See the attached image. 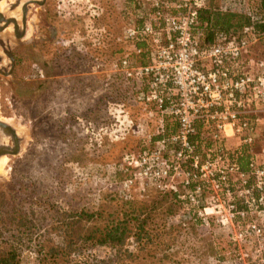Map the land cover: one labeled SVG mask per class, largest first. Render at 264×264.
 Here are the masks:
<instances>
[{
	"label": "rangeland",
	"instance_id": "1",
	"mask_svg": "<svg viewBox=\"0 0 264 264\" xmlns=\"http://www.w3.org/2000/svg\"><path fill=\"white\" fill-rule=\"evenodd\" d=\"M214 1L221 9L226 6L237 13L248 5L247 0ZM172 2H0L3 17L16 19L20 26L23 6L30 3L25 40L17 37L14 24H0L10 29L0 32V121L13 128L20 141L19 153L4 156L7 161L0 172V249L20 242L19 264L38 263L39 242L47 247L59 244L58 234L52 232V216L57 213L103 204L111 212L119 201L144 200L163 193L144 169L126 158L137 159L165 147L167 160V138L178 130L171 126V134L164 140H154L162 127L166 130L167 115L147 100L153 79L140 74L142 67L153 63L152 53L167 41L166 25L159 17L183 13ZM251 3L257 9L255 0ZM210 4L205 0L202 9ZM131 30L137 35L132 36ZM20 31L18 35H22ZM140 35L144 41L138 42ZM242 38L248 47L238 63L253 58V63L244 65V73L257 75L264 63V37L247 32ZM141 90L144 99L139 100ZM257 114L261 118L259 138L250 147V159L264 167V108ZM225 144L228 159L235 160L234 151L242 147L241 142L230 138ZM5 145L13 147V139L0 130V146ZM219 166L223 165L214 169ZM182 181V175L175 177L177 196H188L190 190ZM250 183L254 184L253 178ZM229 184L204 185L198 205L178 197L183 204L169 217L162 239L167 252L166 246H161L155 260H144L141 254L136 263L264 264V231L251 229L254 224L264 227V204L252 203V211L248 210L235 171ZM232 204L240 210L247 207L248 213L236 214L230 222ZM201 206L208 214H197ZM22 215L32 217L36 229L23 237L24 241L17 225ZM96 253L103 259L108 251Z\"/></svg>",
	"mask_w": 264,
	"mask_h": 264
},
{
	"label": "built area",
	"instance_id": "2",
	"mask_svg": "<svg viewBox=\"0 0 264 264\" xmlns=\"http://www.w3.org/2000/svg\"><path fill=\"white\" fill-rule=\"evenodd\" d=\"M172 4L183 13L166 16L158 13L166 25L167 41L152 53L153 63L142 67L140 74L152 77L149 100L177 123L178 130L167 138V160L165 147L137 159L129 156L126 160L144 169V174L161 191L166 188L176 191L175 177L182 175V184L190 192L188 196L178 197L187 198L191 205L201 202L204 185L229 184L235 171L243 185L241 197L252 211L256 202L264 204V167L252 158L249 171H243L236 160L228 159L225 142L237 138L242 146L251 147L259 138L261 118L257 111L264 108V63L257 75L236 74L235 63L237 66L247 51V40L199 49L194 45L193 28L205 0H173ZM234 4L244 7L241 3ZM155 6H159L158 1ZM137 33L130 32L132 36ZM227 161L231 163L226 164ZM219 164L223 166L214 169ZM227 194L231 196L229 190ZM230 207V222L236 214L248 213L247 207L242 210L235 204ZM197 214H208L207 208L201 206ZM251 229L258 233L264 231V227L256 224Z\"/></svg>",
	"mask_w": 264,
	"mask_h": 264
},
{
	"label": "trees",
	"instance_id": "3",
	"mask_svg": "<svg viewBox=\"0 0 264 264\" xmlns=\"http://www.w3.org/2000/svg\"><path fill=\"white\" fill-rule=\"evenodd\" d=\"M210 1L207 8L199 10L193 28L194 45L199 49L239 41L247 32L264 37V0H255L257 9L252 6V0H247V8L242 13L221 9L217 2ZM136 39L138 42L144 41L142 35ZM243 61L237 63L235 68L238 74L244 73V65L253 63L254 59ZM142 95L143 90L139 93V100L144 99ZM166 125V130L162 127L155 141L164 140L170 135L171 126L178 128L177 123L169 117ZM234 154L241 169L246 171L252 157L250 147H238ZM139 199L133 197L119 201L111 212L103 204L55 214L52 216V232L58 234L61 241L49 247L39 242L37 264H137L141 254L144 260H155L157 249L161 246H166V253L167 243L162 239L167 234V221L183 203L176 191L167 189L159 197ZM17 220L18 228L22 231L21 241H24L23 237L36 231L33 218L22 215ZM17 239L20 240L19 237ZM19 243L0 249V264L20 263L23 245ZM99 250L108 251L105 258L99 259L96 253Z\"/></svg>",
	"mask_w": 264,
	"mask_h": 264
},
{
	"label": "water",
	"instance_id": "4",
	"mask_svg": "<svg viewBox=\"0 0 264 264\" xmlns=\"http://www.w3.org/2000/svg\"><path fill=\"white\" fill-rule=\"evenodd\" d=\"M2 0H0L1 2ZM19 1V0H18ZM45 1V0H44ZM30 5V3H25L23 6V22L25 24V18L27 17V11H28V6ZM42 5V4H41ZM4 19L2 13L0 12V22H2ZM13 22L16 24V19L12 18L11 20L7 21V24ZM4 30V27L0 26V32H2ZM17 37L19 39H21L23 37L22 35H17ZM11 60L13 61V57L10 56ZM0 130L3 131L6 135L11 136L13 139V143H14V147H8V146H0V157L4 156V155H16L19 153L20 151V141L17 135V132L11 128L9 125H7L6 123L0 121Z\"/></svg>",
	"mask_w": 264,
	"mask_h": 264
},
{
	"label": "flooded vegetation",
	"instance_id": "5",
	"mask_svg": "<svg viewBox=\"0 0 264 264\" xmlns=\"http://www.w3.org/2000/svg\"><path fill=\"white\" fill-rule=\"evenodd\" d=\"M12 18H5L4 17V19H3V21L4 22H6V24H7V21L8 20H11ZM23 17H22V19H21V22H22V26H20L19 24H18V22H17V20H16V24L15 23H13V22H10V23H8L7 25H10V24H14V30H15V34L16 35H18L21 31L20 30H22V34H23V37L21 38V40H25L26 39V37H27V33H28V17H26L25 18V24H24V22H23ZM0 24H1V22H0ZM4 30H10L9 29V26H6V27H4ZM15 66V65H14ZM13 68V67H12ZM6 146V145H5ZM14 147V146H13ZM1 159V158H0Z\"/></svg>",
	"mask_w": 264,
	"mask_h": 264
},
{
	"label": "bare ground",
	"instance_id": "6",
	"mask_svg": "<svg viewBox=\"0 0 264 264\" xmlns=\"http://www.w3.org/2000/svg\"><path fill=\"white\" fill-rule=\"evenodd\" d=\"M4 156H7V155H4ZM4 156H2V157H4ZM2 157H0L1 158L0 159V172L3 170V167H4V165H5L6 161H7L6 157H4V158H2Z\"/></svg>",
	"mask_w": 264,
	"mask_h": 264
}]
</instances>
